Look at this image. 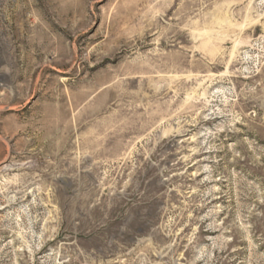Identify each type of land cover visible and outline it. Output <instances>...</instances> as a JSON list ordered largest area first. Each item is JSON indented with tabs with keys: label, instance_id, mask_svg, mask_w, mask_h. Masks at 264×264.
<instances>
[{
	"label": "rangeland",
	"instance_id": "374dc122",
	"mask_svg": "<svg viewBox=\"0 0 264 264\" xmlns=\"http://www.w3.org/2000/svg\"><path fill=\"white\" fill-rule=\"evenodd\" d=\"M0 264H264V0H0Z\"/></svg>",
	"mask_w": 264,
	"mask_h": 264
}]
</instances>
